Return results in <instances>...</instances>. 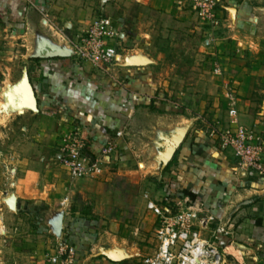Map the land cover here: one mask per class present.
Instances as JSON below:
<instances>
[{"label": "crops", "instance_id": "1", "mask_svg": "<svg viewBox=\"0 0 264 264\" xmlns=\"http://www.w3.org/2000/svg\"><path fill=\"white\" fill-rule=\"evenodd\" d=\"M215 1L219 25L212 30L216 33L205 34L204 46L199 49L205 53L200 58L202 62L195 63L190 69L194 75L192 82L185 83V75L177 80L186 86L180 93L184 94L180 96L183 106L179 115L168 112L155 115L154 111L149 112L142 106L152 95L153 80L149 79L148 68L156 61L143 63L139 56L135 67L122 64L116 81L104 77V74H111L109 67L79 61L72 53L74 39H66L60 32L51 33L47 28L49 19H45L48 14L41 16L38 13L39 10L55 8L52 0H0V21L18 24V32H22L21 28L26 25V31L21 34L14 28L12 36L27 43L31 38L26 37H34L32 41L37 43L36 52L27 57L38 58L40 64L34 70L37 87L29 78L38 106L51 109L49 106L52 105L72 114L92 152L112 138L120 126L126 131L125 124L128 126L127 137L138 139V142L146 141L144 137L151 142V138L153 140L154 136L160 137L164 133L170 134L171 140L179 132H184L182 141L167 162L165 198L148 202L168 206L187 198L198 208L196 217L204 219L200 230L202 237L239 264H264V175L240 168L233 151L222 149L218 137L210 133L212 130L233 131L242 125L254 129L264 144V0ZM174 2L176 0H140L139 5L157 12L161 31L168 34L183 27L180 21L184 15L183 6H176ZM30 3L36 9H32ZM142 13H137L135 19L139 22L134 26L139 42L146 43V37H152L159 23L158 19L144 22ZM48 17L52 20L51 14ZM112 23L117 29L113 20ZM120 32L124 40L125 31L121 29ZM0 34H4L1 29ZM147 48H139L140 55ZM47 50L69 53L42 57ZM180 69L189 71L185 66ZM24 72L28 77L32 73L29 69L24 70L23 75ZM112 84L117 87L109 94L108 88L111 89ZM224 90L232 91V96L234 93L236 120L228 115L229 97ZM39 92L43 95L42 100ZM192 101L199 104L196 110L191 108ZM205 102L209 104L207 109L200 106ZM75 111L79 115L75 116ZM62 136H58V145ZM124 138L125 132L122 140ZM121 147L122 144L120 150ZM57 156L59 158V151ZM40 162L33 161L34 166H39ZM25 163L26 166L32 165L28 160ZM15 164L20 167L19 161ZM20 170L13 182L14 187L0 191V264H49L47 257L54 255L59 244L73 247L77 264H142L143 257L151 254L152 237L148 240L149 252L140 249L135 242L129 245L118 234V224L115 225L113 220L108 222L107 214L111 211L100 210L98 205L85 207L84 211L56 206L55 198L44 196V190H41L45 183L40 179L32 182L36 187L30 190L27 188L30 171L24 174L25 169ZM80 181L75 178L76 184ZM11 194L16 198L15 208L8 204ZM148 210L152 220L150 225L154 228L156 216ZM59 212H63V227L61 234L56 236L51 222ZM230 249L233 252H228Z\"/></svg>", "mask_w": 264, "mask_h": 264}, {"label": "rangeland", "instance_id": "2", "mask_svg": "<svg viewBox=\"0 0 264 264\" xmlns=\"http://www.w3.org/2000/svg\"><path fill=\"white\" fill-rule=\"evenodd\" d=\"M52 1L55 8H50L48 11L39 10L38 13L41 16L51 14L52 20L48 15L45 18L49 19L48 30L51 29V33L60 32L63 37L69 40L76 39L77 35L82 34L81 32L85 31L86 26L94 18L110 17L118 30L125 31V39L121 42L120 47L123 49L121 64L107 66L111 74H104V77H112L116 81L118 73L121 72L119 67L122 64L132 68L139 60L143 63L147 62V64L150 60L156 61L157 63L152 62L151 67L148 68L150 70L149 79L153 80L152 95L150 100H147L148 103L142 106L149 112L154 111L155 115L167 112L180 114L183 106L180 101L184 94L180 93L182 89H186V86L183 87L182 82L177 80L185 75V83L192 82L194 75H191L190 69L196 65L195 63L202 62L200 58L202 59L205 53H201L199 49L204 46L205 34L216 33V30L213 31L209 26L200 24L198 10H194L193 0H176L174 2L176 6L179 4L183 6L182 13L184 15L180 19L183 27L173 29L174 31H169L168 34L164 32L165 30L161 31L159 14L157 15V12L151 11L147 6L145 8L140 6V0ZM30 5L32 9H36L31 3ZM215 9L217 11L216 6ZM139 11L143 12L144 22L158 19L157 23H159L155 33L151 34L152 37H146V43H140L136 36L137 29L134 24L139 22L138 19H135ZM186 15L190 18H187ZM121 22L126 26L122 27ZM14 28H17L16 33L18 34L27 29L25 25L21 28L23 31L18 32V28H20L18 24H14L13 21L6 23L0 21V29L4 33L0 34V191L11 190L14 187L13 182L17 179L21 168L25 169L24 174L30 171L27 175V180H29L27 188L30 190L35 188L36 185L32 182L40 179L45 183L42 185L43 189L41 188L44 190V196H53L57 201L56 206H65L72 211L75 208H81V211H84L85 207L90 208V206L98 205L100 210L103 208L107 212L111 211V214H107L108 222L113 220L115 225L118 224V234L124 237L129 245L135 242L134 244L140 249L143 248L149 252L148 248L151 246L148 240L152 237V253L155 251L154 244H156L154 242L155 227L150 225L152 220L149 219L150 212H148L146 204L148 200L158 201L165 198L167 166L169 164L168 161H164L163 154L171 141L170 134L154 136L153 140L151 138V142H147V138L144 137L146 141L138 142V139L131 140L127 137L128 126L126 124V131L124 126H120V130L123 129L125 132V138L124 140L117 139L119 141L109 155L108 163L102 164V168L107 169L105 172L103 170L104 174L102 172L93 177L75 174L72 168L59 162L57 156L58 136L60 134L64 136L69 131H77L78 124L71 116L72 114L65 112L66 110L53 108L52 105L49 106L52 107L51 109L44 108L38 104L35 108L26 103L28 102V93L25 87H22L21 91L18 89L22 82L23 71L28 69L32 72L29 78L37 87L34 70L40 64L37 59L27 57L28 54L32 55L36 52L37 43L32 41L35 40L34 37H26L31 38L28 44L24 39L12 36ZM166 28L168 29V27ZM171 34H173L172 37H170ZM22 43L25 45L22 46ZM142 47L148 48L144 49V53L142 52L140 55L138 50ZM182 66L189 68V71L184 69L182 72L180 69ZM36 73L38 72L36 71ZM157 82L161 85H158ZM166 82L169 84L166 85ZM116 87L112 84L111 89L108 88L109 94L114 92ZM48 91L51 92V90ZM191 91L193 90L191 89ZM224 91L228 93L230 103L232 91ZM39 95V99L42 100V93L39 92ZM19 99L25 104L22 105ZM229 103L227 104L228 110ZM190 105L193 110H196L199 104L192 101ZM200 106H206L207 109L209 104L205 102ZM74 115L79 114L75 111ZM214 131L216 130H212L210 133L216 135ZM165 138H168L167 142L161 144ZM180 138L182 135L178 136L177 140L179 141ZM120 144H122L121 150L119 149ZM27 160L29 165H32L26 166ZM39 160L41 161L40 165L34 166L33 161L38 162ZM15 161L17 163L19 161L20 167L15 164ZM75 178L81 181L76 184ZM95 216L101 217L100 215ZM1 235L4 236V234ZM219 250L222 251L220 247ZM228 252H233V250L230 249ZM222 264L239 263L228 253H225V262Z\"/></svg>", "mask_w": 264, "mask_h": 264}, {"label": "built area", "instance_id": "3", "mask_svg": "<svg viewBox=\"0 0 264 264\" xmlns=\"http://www.w3.org/2000/svg\"><path fill=\"white\" fill-rule=\"evenodd\" d=\"M198 10L200 24L211 29L219 25L214 0H193ZM121 34L108 16L94 18L85 31L77 35L72 43V53L81 62L92 66H115L123 59ZM234 97L231 96L228 115L236 120ZM222 149L230 148L242 169H252L264 175V144L260 135L252 128L242 125L233 131H214ZM124 130L115 131L112 138L101 148L92 152L87 137L78 129L67 132L59 144V161L72 168L75 174L96 176L103 172L102 164L108 163L109 155L117 146V139ZM156 216L154 238L155 251L143 257L142 264H222L224 251L201 236L204 219L197 218L198 208L186 198L172 205L162 206L155 201L147 204ZM197 227V228H196ZM72 246L59 244L54 255L48 256L52 264H77Z\"/></svg>", "mask_w": 264, "mask_h": 264}, {"label": "water", "instance_id": "4", "mask_svg": "<svg viewBox=\"0 0 264 264\" xmlns=\"http://www.w3.org/2000/svg\"><path fill=\"white\" fill-rule=\"evenodd\" d=\"M68 53H64V52L57 51V50H47L41 56L44 57V58H48V57H53V56H65ZM22 87H25V90L28 93V102H26V103L29 106L36 108L37 107L36 93H35V90H34L33 86L31 85V83L29 81L28 75L25 72H24V75H23V78H22L21 85L19 86L18 90L21 91ZM17 98H19V97L17 96ZM19 102L22 105L25 104V103L21 102V100ZM179 134L180 135L182 134L184 136V132L183 133L179 132L176 136H174L171 139L168 148L166 149V151L163 154L164 161L167 162V161L170 160V158L173 155L174 151L176 150L177 146L182 141L183 137L180 138L179 141L177 140ZM15 200H16L15 196L13 194H11L9 199H8V202H9L8 204H9V206L11 208H15ZM51 225H52L54 234L56 236H59L61 234L62 227H63V212H59L57 214L55 219L51 222Z\"/></svg>", "mask_w": 264, "mask_h": 264}, {"label": "trees", "instance_id": "5", "mask_svg": "<svg viewBox=\"0 0 264 264\" xmlns=\"http://www.w3.org/2000/svg\"><path fill=\"white\" fill-rule=\"evenodd\" d=\"M38 60V58H36ZM169 167V165L167 166V168Z\"/></svg>", "mask_w": 264, "mask_h": 264}]
</instances>
